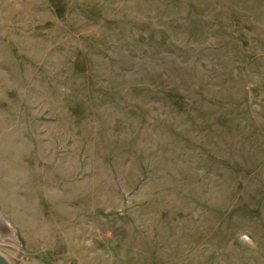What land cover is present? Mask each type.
<instances>
[{
	"label": "rangeland",
	"instance_id": "obj_1",
	"mask_svg": "<svg viewBox=\"0 0 264 264\" xmlns=\"http://www.w3.org/2000/svg\"><path fill=\"white\" fill-rule=\"evenodd\" d=\"M11 264H264V0H0Z\"/></svg>",
	"mask_w": 264,
	"mask_h": 264
},
{
	"label": "water",
	"instance_id": "obj_2",
	"mask_svg": "<svg viewBox=\"0 0 264 264\" xmlns=\"http://www.w3.org/2000/svg\"><path fill=\"white\" fill-rule=\"evenodd\" d=\"M0 264H11L8 258L0 252Z\"/></svg>",
	"mask_w": 264,
	"mask_h": 264
}]
</instances>
